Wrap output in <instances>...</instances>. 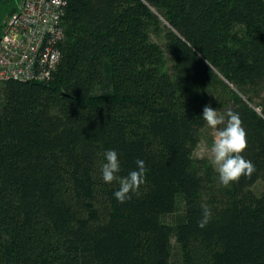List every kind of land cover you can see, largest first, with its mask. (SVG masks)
<instances>
[{
    "label": "trees",
    "instance_id": "1",
    "mask_svg": "<svg viewBox=\"0 0 264 264\" xmlns=\"http://www.w3.org/2000/svg\"><path fill=\"white\" fill-rule=\"evenodd\" d=\"M66 1L52 78L0 82V264H264V0ZM207 105L250 178L195 156ZM109 149L120 177L145 161L125 203Z\"/></svg>",
    "mask_w": 264,
    "mask_h": 264
},
{
    "label": "built area",
    "instance_id": "2",
    "mask_svg": "<svg viewBox=\"0 0 264 264\" xmlns=\"http://www.w3.org/2000/svg\"><path fill=\"white\" fill-rule=\"evenodd\" d=\"M66 0H23L0 39V82L49 81L62 56Z\"/></svg>",
    "mask_w": 264,
    "mask_h": 264
},
{
    "label": "clouds",
    "instance_id": "3",
    "mask_svg": "<svg viewBox=\"0 0 264 264\" xmlns=\"http://www.w3.org/2000/svg\"><path fill=\"white\" fill-rule=\"evenodd\" d=\"M256 111L259 114L260 110ZM202 117L207 126L216 133L210 152L221 185L228 187L233 182L238 183L242 177L250 178L256 169L255 165L243 156L247 149V132L239 114L229 111L225 116L207 105L203 108ZM105 160L101 166L102 180L105 183L118 182L119 189L114 192V197L118 202L125 203L131 199L130 193H137L145 183V161L137 159V168L130 171L126 177H120L117 175L121 171L118 153L112 149L107 150ZM211 216V210L203 207V215L197 226L205 228Z\"/></svg>",
    "mask_w": 264,
    "mask_h": 264
},
{
    "label": "rangeland",
    "instance_id": "4",
    "mask_svg": "<svg viewBox=\"0 0 264 264\" xmlns=\"http://www.w3.org/2000/svg\"><path fill=\"white\" fill-rule=\"evenodd\" d=\"M22 1L23 0H0V39L4 35L7 29V26L9 24L12 14H14V12L20 6ZM256 109H259V107H257ZM215 136H216L215 131L210 129L206 125L201 130L200 141L194 152L195 156L201 157V158H207L209 159V161L212 162L210 149L215 139ZM253 189L257 193L263 192L264 191V179H259L253 186Z\"/></svg>",
    "mask_w": 264,
    "mask_h": 264
}]
</instances>
